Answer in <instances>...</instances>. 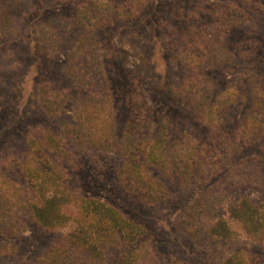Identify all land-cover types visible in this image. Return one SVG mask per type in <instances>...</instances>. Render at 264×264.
<instances>
[{
	"label": "rangeland",
	"instance_id": "rangeland-1",
	"mask_svg": "<svg viewBox=\"0 0 264 264\" xmlns=\"http://www.w3.org/2000/svg\"><path fill=\"white\" fill-rule=\"evenodd\" d=\"M202 52L201 92L233 93L214 126L188 86ZM263 97L264 0H0V264H224L236 253L264 264V240L227 211L241 197L264 203V131L244 134ZM160 137L162 163H145ZM136 161L165 196L124 180ZM49 175L117 208L140 239L108 246L104 263L75 253L76 203L56 229L32 213ZM217 220L235 239L208 232Z\"/></svg>",
	"mask_w": 264,
	"mask_h": 264
},
{
	"label": "trees",
	"instance_id": "trees-1",
	"mask_svg": "<svg viewBox=\"0 0 264 264\" xmlns=\"http://www.w3.org/2000/svg\"><path fill=\"white\" fill-rule=\"evenodd\" d=\"M221 17L222 22L228 28L232 24L230 17L223 14H221ZM210 50L211 48L208 49V52ZM202 56L203 52L202 55L193 57L192 63L194 64V68L191 69L188 86L192 89L190 92L194 93L193 96H197L196 92L200 96L198 98L199 104L197 105L198 109H200L198 112L199 120L205 126H214L223 110L227 109L231 103H234L233 93L231 91L225 93L219 92L212 99L208 91L205 93L201 92L198 87V74H201V68L205 67L203 64L204 60H201ZM252 115L246 117L244 134H247V137L253 136L257 139L258 133L264 131V114ZM66 135L69 138H73V135L81 138V135L75 128L68 130ZM161 140L162 137H160L158 142L149 144V150L145 155V163L154 164L155 166L162 163L163 151L160 148ZM28 167H30L29 164H27L26 168L30 171L29 173H33L32 175L34 173L40 175L44 170L46 172V169L42 170L43 168L40 167V164H35L32 167L33 170H31V167L30 169ZM143 167L142 165L140 166L138 161L131 164L126 163L122 173V176L125 178L124 180L130 179V183L134 181L142 184L146 190L149 188V196L154 200L165 196V186L156 181L155 178L149 177ZM52 173H55V170ZM45 180L43 183H39L36 180L35 187L39 195L40 204H32V213L41 226L47 229H56L63 226L69 219L66 215L67 213L64 211L65 207L69 203H76L82 216L77 218V224L73 232H70V236H68L69 241H67L75 253L80 251L82 247L91 257L97 258L100 263H104L108 258L105 255L103 256L102 252L108 246L134 245L140 239L143 231L141 226L127 219L117 208L99 200L97 201L94 198L80 197L75 190L72 191L65 188L66 183L57 182L56 176L52 177L49 175ZM155 185L158 188L157 190H155ZM134 188H138L137 184ZM227 211L229 218L239 221L245 232L249 236H252L253 240H264V203L257 204L249 197H241L234 202H230ZM208 232L219 239H235L234 231L230 229L225 220L214 222L209 226ZM65 246H59V249H63ZM244 254H231L226 258L224 264H246L247 258H244ZM139 259L140 256L138 255L135 261L138 262ZM121 261L119 262L120 264H129L131 259L126 256ZM141 262L140 260L139 263Z\"/></svg>",
	"mask_w": 264,
	"mask_h": 264
}]
</instances>
